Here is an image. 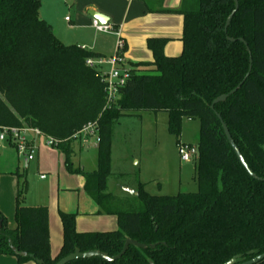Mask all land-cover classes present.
<instances>
[{
  "label": "trees",
  "instance_id": "trees-1",
  "mask_svg": "<svg viewBox=\"0 0 264 264\" xmlns=\"http://www.w3.org/2000/svg\"><path fill=\"white\" fill-rule=\"evenodd\" d=\"M41 1L0 0V125L38 128L55 140L72 171L71 143L95 122L97 168L82 172L85 189L99 213L117 217L118 227L79 232L75 214L60 211L62 243L52 257L48 208L23 203L27 184L19 174L13 229L0 212V254L19 264H55L75 248L113 256L126 237L155 247L129 245L113 261L90 257L66 264H223L235 255L254 258L253 250L263 253L264 0H238L226 29L234 0H181L176 9L161 8L183 16L181 52L167 56L168 38H148L152 61L131 64L115 102L105 108L104 75L85 63L101 55L62 43L40 17ZM135 111L166 112L176 143L182 119L199 120L195 192L150 194L141 182L137 195L127 198L107 191L113 123ZM217 113L248 167L263 179L251 177L241 164Z\"/></svg>",
  "mask_w": 264,
  "mask_h": 264
},
{
  "label": "crops",
  "instance_id": "crops-1",
  "mask_svg": "<svg viewBox=\"0 0 264 264\" xmlns=\"http://www.w3.org/2000/svg\"><path fill=\"white\" fill-rule=\"evenodd\" d=\"M57 0H42L39 15L50 24L55 36L64 44H76L88 50L94 51L103 57L112 55V48L115 43V35L109 32L91 30L93 17L89 10L100 12L107 16V23L114 29H122L121 35L125 39L126 56L128 67L137 62L152 61L151 51L147 48L146 41L151 37L168 38L164 47L167 56L178 55L182 50L181 33L183 16L178 12L160 11L164 9H176L180 6L181 0H74L72 4L62 6L60 10L56 8L55 15L47 4ZM62 0L61 5H63ZM64 9V10H63ZM59 11L64 15L57 18ZM68 17V20L66 19ZM91 30L92 35L88 32ZM84 31L86 33H84ZM88 136V135H87ZM87 136L79 135L71 143V170L65 166V157L56 147L47 146L43 140L34 135L28 136L36 148L35 157L32 160H25L24 169L27 171L32 166L37 170L45 169L50 174V180L46 186L56 188L59 193L67 190V195L58 199L57 204L50 201V205L44 203H23L28 206L45 205L48 208V230L50 239V252L54 257L59 251L62 243V224L59 212L75 214V227L79 232L86 231H111L118 227L117 217L113 214L99 213V206L90 197L85 189V178L82 172L93 171L97 168V138L89 144ZM3 142H0V147ZM7 145L12 146L7 143ZM115 145L112 128L111 136V167L113 164V148ZM90 147L92 150L90 152ZM85 154L82 157V153ZM22 158V157H21ZM113 173V172H112ZM16 191L14 200H8L5 207L0 205V212L7 217L8 228L15 227L14 211L19 188V174L24 179L25 171L16 170ZM115 173H113L114 175ZM120 176L128 175L123 171ZM41 175H44L42 178ZM44 172L40 173V178L45 179ZM129 183H118L114 186L117 190H110L109 179H107V191L119 198H127L128 192L121 186H127L134 190L138 182L146 184L143 179L131 180ZM27 184V180H26ZM145 189V188H144ZM28 190V184L27 189ZM146 190V189H145ZM25 192V193H26ZM24 193V194H25ZM58 193V194H59ZM0 264H19L15 257L0 254ZM22 264H37L29 260Z\"/></svg>",
  "mask_w": 264,
  "mask_h": 264
},
{
  "label": "rangeland",
  "instance_id": "rangeland-1",
  "mask_svg": "<svg viewBox=\"0 0 264 264\" xmlns=\"http://www.w3.org/2000/svg\"><path fill=\"white\" fill-rule=\"evenodd\" d=\"M74 0L52 1L47 4L55 15L56 8L60 10L62 6L72 4ZM64 10V9H63ZM64 17L65 14H57V18ZM91 30L96 29L91 26ZM91 30H88L92 35ZM122 31V29L120 28ZM84 33H86L84 31ZM125 40V39H124ZM116 51V38L112 55ZM121 61L117 67H128L126 49L120 50ZM111 56H106L110 58ZM108 64L102 65L103 71H108ZM167 113L152 111H135L115 119L113 123V133L115 145L113 148V164L110 168L109 179L110 190H117L114 186L118 183H132L131 180L143 179L146 181L144 188L150 194L174 195L183 192H195L197 184L195 180L194 160L184 162L180 160L175 136L167 129ZM33 135L27 132V136ZM87 136L89 144L97 138L96 134L85 131L80 134ZM46 144V139L39 137ZM178 140L180 142L197 145L199 140V120L183 118L180 124ZM49 147L51 145L46 144ZM90 152L93 151L90 147ZM85 152L82 153V157ZM24 159L17 155L13 146L3 142L0 147V205L5 207L7 201L14 200L16 191V170L25 171V177L28 184V190L24 194L25 203H44L50 205V201L57 204L58 199L67 195V190L59 191L54 187L49 190L46 186L50 180V174L41 168L37 170L32 166L29 170L24 169ZM127 172L128 175L120 176L118 173ZM44 172L45 179L40 178V173ZM115 173L113 175V173ZM21 185V179L19 181ZM59 193V194H58ZM6 218L8 228L9 221Z\"/></svg>",
  "mask_w": 264,
  "mask_h": 264
},
{
  "label": "built area",
  "instance_id": "built-area-1",
  "mask_svg": "<svg viewBox=\"0 0 264 264\" xmlns=\"http://www.w3.org/2000/svg\"><path fill=\"white\" fill-rule=\"evenodd\" d=\"M68 20V17H66ZM92 26L100 32H111L116 38V51L113 56L106 58L103 56L90 57L85 63L91 67H95L101 71L104 75V90L106 93L105 106H110L115 102L119 89L125 84V81L129 75V67H117V63L121 61L120 50L125 48V40L121 35L120 29H114L109 23H100L97 19H92ZM108 64L110 69L108 71L102 70V65ZM95 122L86 124L77 134L88 131L91 134H96ZM27 132H32L35 137H43L46 139V144L54 146L55 140L49 136H45L36 127H19L10 125H0V142H7L11 144L18 156H21L25 160H32L35 157L36 148L33 145L30 138L27 136ZM177 150L181 161L188 162L192 161L197 157V146L191 145L184 142L177 143ZM43 178L44 175H41Z\"/></svg>",
  "mask_w": 264,
  "mask_h": 264
},
{
  "label": "water",
  "instance_id": "water-1",
  "mask_svg": "<svg viewBox=\"0 0 264 264\" xmlns=\"http://www.w3.org/2000/svg\"><path fill=\"white\" fill-rule=\"evenodd\" d=\"M238 8V0H234V9L231 11V13L228 15V17L226 18V22H225V26L224 29L227 28V25L229 24L232 15L234 14V12L237 10ZM89 14L97 19L100 23H106L108 18L107 16H105L104 14L94 11V10H89ZM231 40V38H229ZM240 40L245 43V41L240 38ZM247 51L249 52V48L246 47ZM249 69L246 75H248L250 68H251V58L249 57ZM241 84V83H240ZM240 84H238L233 90H231L229 93L226 94H221L219 96H217L212 103L210 104V107L213 108L214 104L219 103V102H224L226 100V98L228 97V95H230L231 93H233L239 86ZM217 117L220 119L224 134L230 144V146L232 147L233 151L235 152L237 158L239 159V161L241 162V164L245 167V169L247 170L248 174L256 179H263L258 177L254 172H252V170L248 167V165L246 164V162L244 161L238 147L236 146V144L234 143L227 125L223 122V120L221 119L220 115L217 113ZM121 188L128 192L131 195H137V191L127 187V186H121ZM129 245H133L136 246L138 248H142V249H146V248H154L155 244H143L138 242L137 240L131 239L129 237H126L122 246V249L120 250V252H118L117 254L113 255V256H109L107 253L99 251L97 249H92V250H88V251H84L81 252L78 248H75L73 252L69 253L68 255L62 257L61 259H59L55 264H66L67 262L71 261V260H75V259H82V258H90V257H99L100 259L104 260V261H113L116 259H119L121 257V255L126 251V249L128 248ZM250 253H256L257 255L254 258H251L249 260H244V258L241 257V255H235L233 256L231 259H229L228 261L224 262L223 264H255L258 261L262 260L264 258V252L263 253H259L257 250H253L250 251ZM19 255L21 256H25L26 253L25 252H19ZM35 262L37 264H42L41 260H35Z\"/></svg>",
  "mask_w": 264,
  "mask_h": 264
}]
</instances>
